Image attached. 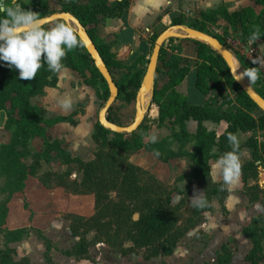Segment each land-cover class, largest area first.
Returning <instances> with one entry per match:
<instances>
[{
    "label": "trees",
    "instance_id": "16d2710c",
    "mask_svg": "<svg viewBox=\"0 0 264 264\" xmlns=\"http://www.w3.org/2000/svg\"><path fill=\"white\" fill-rule=\"evenodd\" d=\"M253 1L263 7L259 14H255L250 7L228 12L219 6L214 10L199 12L188 25L212 34L221 41L217 34L206 28L208 24L213 25L218 19H223L231 29V32L224 29V34L241 41L255 38L264 41V0ZM127 5L128 0L117 1L111 6L106 5V0H70L61 4L60 10L71 12L81 22L118 87L119 93L107 112V119L114 123L116 121L112 111L115 103L119 100L127 104L134 102L145 70L146 56H138L130 66L117 61L110 52V43L95 37L94 27L104 17L120 16ZM53 12L56 11L48 10L46 1L21 4L17 9L13 6L4 8L0 11V30ZM185 20L182 16L174 17L172 24H181ZM156 37L157 34L153 36V40ZM183 40L186 43L191 42L194 47L195 56L190 60L194 67L193 85L204 97V101L191 104L175 90V86L189 73V66L184 58L173 56L170 52L166 51L165 56H161L162 46L155 72L152 101L158 106L156 126H166L170 133L158 142H150V128L145 119L138 128L129 133L111 132L96 121L92 139L98 149L93 158L87 161L72 156L57 140L47 139V129L57 122L66 121L70 116L46 118L43 109L32 102V98L43 93L45 87L56 85V73L61 68L72 69L85 84L96 90L97 95L107 98L106 83L94 67L77 34L64 21L58 19L35 30L1 40L0 111L6 114L5 127L11 130V140L0 145V192L5 194L4 200L0 202V222H3L7 213V202L14 193L24 189L26 179L35 173L38 160L45 153L44 150L35 153L30 149V140L36 136L43 139L45 148L57 150L68 160L77 163L82 177L80 181H74L75 186L71 192L94 195L93 215L72 216L71 233L78 240L71 251L63 253L76 258L89 259L87 248L91 243L85 237L89 231L95 232L96 240L112 247H120L121 254H141L147 260L170 255L178 241L195 225L196 219L189 224L180 223L177 219V205L171 203L172 190L129 161V156L141 148L151 152L162 162L181 156L190 158L194 169L186 179L196 180L207 194L206 204L195 206L197 214L210 208L212 195H216L221 201L226 193L222 181L218 184L209 182V159L227 158L230 164L241 170L246 185L248 172L254 168V161L259 158L257 143L250 136L238 146L234 135L238 130L254 133L258 129L263 139L261 149L264 152V113L233 81L225 63L213 50L199 41ZM221 77L236 92L235 100L226 102L227 106L218 104L209 96L211 91L220 92ZM254 80L260 83L256 90L264 97V73ZM99 89L103 92L99 93ZM189 119L197 122L194 134L186 129L185 121ZM207 120L217 123L225 121L227 126L217 136L214 131H209L204 126L203 123ZM109 134H112L110 138ZM175 142L178 143L176 150L172 147ZM190 142L193 143V149L187 151L185 145ZM243 146L249 148L253 157L245 163L235 159ZM28 157L33 160L30 164L26 162ZM24 207H27L26 202ZM260 221L261 217L253 218L251 225L244 228L245 234L251 240V248L245 255V260L249 263L263 257V241L258 234L259 228L256 227ZM26 230H5V243L0 248V264H30L27 260L15 261L14 249L8 245L9 242L21 239ZM38 233L45 240L47 248H50V241L40 231ZM103 236L105 239L99 240ZM125 242L130 243L128 248L123 247ZM233 252L234 249L229 244H223L217 252L216 260L205 264H229Z\"/></svg>",
    "mask_w": 264,
    "mask_h": 264
},
{
    "label": "crops",
    "instance_id": "0c3cea01",
    "mask_svg": "<svg viewBox=\"0 0 264 264\" xmlns=\"http://www.w3.org/2000/svg\"><path fill=\"white\" fill-rule=\"evenodd\" d=\"M37 1H46L48 10L58 12L61 10V4H66L70 0H0V11L2 7L4 9L13 6L17 9L21 4ZM117 1L121 0H106V5L111 6ZM219 6L224 7L228 12L250 7L255 14H259L263 8L253 0H128V5L120 16L104 17L95 25L94 35L110 43V52L114 54L117 61L130 66L135 63L138 56H148L150 44L147 36L156 20L163 22L179 16L194 20L199 12L214 10ZM211 27L217 29L218 35L221 36L226 35L223 32L224 29L231 32L227 22L223 19H218L215 24H211ZM249 40L253 41L264 58V41L258 38ZM184 47L186 52L182 55L185 56L184 60L189 66V73L175 86V90L185 96L191 104L202 103L204 97L199 92L196 94L193 91L194 67L190 66L189 61L195 56L194 47L188 43L184 44ZM250 68L254 71L252 66ZM67 70L72 69L61 68L56 73V85L45 87L43 93L32 98V102L38 103L37 105L43 109L46 118L70 116L66 121L50 126L47 129V139L57 140L62 148L72 156L87 161L93 157L88 152V148L94 144L92 139L93 111L100 97L97 96L96 90L85 84L76 72L69 74ZM89 95H92L91 99ZM155 107L158 110L156 104ZM5 121L6 114L0 111V145L7 144L11 140V130L5 127ZM203 124L207 130L214 131L217 136L227 126L225 121L217 123L207 120ZM185 126L190 134H194L197 122L189 119L185 121ZM248 133L240 130L235 133L234 140L238 146L242 145L241 141H245ZM167 134L162 127H155L149 132L148 140L158 142ZM191 145L190 149H185L191 151L193 143ZM29 147L35 153H41L43 150L45 153L38 160L37 173L29 175L24 189L14 193L7 202V213L3 223L0 224L2 243H5V230L25 227L29 230L27 237L24 233L21 239L8 243L17 253V258H26L30 264H190L191 258L188 255L197 251V262L205 264L213 263L220 247L234 240V252L229 264L249 263L245 260V255L251 248V240L245 234L244 228L249 226L253 218L264 215V205L263 202L249 199L244 190L245 183L241 170L236 165L230 164L227 158L208 160L209 181L211 184H218L222 181L226 190L225 196L221 201L216 195L211 196L210 208L199 214L198 222L183 235L170 255L145 260L141 254L114 253L105 247L108 244L102 247L103 241H94L87 248L89 259H85L66 255L63 251H71L78 240V237L71 233L72 216L90 217L93 215L94 195L67 191L69 188L72 189L74 181H79L76 178L72 179L70 174L80 171L77 167H73L72 161L59 151L45 148L41 137L32 138ZM213 151L215 152V149ZM246 153H248L246 147H241L235 159L243 163L241 157L246 159ZM129 161L151 173L164 185L169 187L175 185L176 190L171 194L173 205H179L185 197L195 205L205 202L207 198L205 189L196 180L186 179L194 169V163L189 157H175L162 162L151 152L141 148L130 155ZM26 162L30 164L33 160L28 157ZM39 170L51 171L61 180L62 186L56 185L51 188L45 186L38 177ZM258 183L260 185V182ZM1 184L2 178L0 177V186ZM4 198L5 194L0 192V201ZM25 202L26 208L24 207ZM38 231L50 241V246L53 242H58L57 248L52 246L47 248L45 240ZM200 234L208 237L207 243L192 240ZM86 239L89 241L88 238ZM65 242L69 244L65 245ZM196 243L201 246H195Z\"/></svg>",
    "mask_w": 264,
    "mask_h": 264
},
{
    "label": "rangeland",
    "instance_id": "374dc122",
    "mask_svg": "<svg viewBox=\"0 0 264 264\" xmlns=\"http://www.w3.org/2000/svg\"><path fill=\"white\" fill-rule=\"evenodd\" d=\"M185 19H186L185 22L184 23H181V24L188 25L193 20V19H189V18H185ZM170 25H174V24H172V18L169 19V20L163 21V22L161 20H156V22L153 24V27L150 29V33L147 36L148 37L149 44H150L148 46V48H149V50H148V56H146L145 59H144V61H145L144 62L145 63V65H144L145 66V69H146V65H147V62H148V58H149V55L151 53V50H152V47H153V43H154V40H155V39L153 40V36L155 34L158 35L162 30H164L165 28H167ZM206 29H208L212 33H215V34L218 35L217 29L211 27V24H208V27ZM218 37L221 39V41H223L222 40V36L220 34L218 35ZM170 39H172V40H170ZM170 39H169L170 41L167 40L162 45L163 46L162 47L163 49H162V52H161V56H165V52L167 51L168 53L170 52L173 56H176V57L177 56H181L182 58H185V56H183L182 53L183 52H186V49L184 47V44H186V41H184L183 39H178V38H170ZM179 40H182V41H179ZM188 44L192 45L191 42H189ZM182 49H184V51ZM193 59H190V60H193ZM189 62H191V61H189ZM235 63L237 65V67L239 68V71L244 74V76L248 79V81L251 83V85L255 89H257L258 87H260V83L258 81H256V80H254V78H256L257 76H259V73L252 71L251 68H250V66L247 63H245L244 60L240 59L239 57H237V62H235ZM140 66H138V67H140ZM190 66H191V63H190ZM67 72L69 74L75 73V71H73V70H71V71H68L67 70ZM80 81H81V79H80ZM193 91H194V93L198 94V91L195 89V87H193ZM219 91L220 92H216V90H215V91H211L209 93V96L212 97L213 99H215L218 104L223 103L225 106H227L225 104L226 102H231V101L235 100V98H236V92H235V90L231 86H229L227 84V82L224 80V78H222V77H221V80L219 82ZM98 92L99 93H102L103 91H102V89H99ZM97 96H99V95H97ZM89 97L91 99L92 98V95L91 96L89 95ZM105 100L106 99L100 97V99L98 101V104H97V107H96L95 111H93L94 125H95V122L97 121L98 111L103 106ZM37 104L38 103H36V105ZM152 107H155V104L153 103V101H152L151 108L149 109V111L144 116L145 122H146V124H148V126L150 128V131L149 132L153 131V129L155 127L158 128L156 126L157 125L158 110L155 107L156 112H155V115H153V114L150 113ZM62 110L63 111H66L67 109L66 110L62 109ZM112 112L114 113V119H115L116 123L119 124V125H122V126H126V125L130 124L132 122V120H133L134 113H135L134 102L133 103L131 102V103L127 104V103L119 100V101H117L115 103V106H114V109H113ZM175 129L178 130V127L175 126ZM162 130L164 132L168 133V134L170 133V129L168 127H166V126H162ZM239 135L241 136L240 133H239ZM239 135H238V137H239ZM111 136H112V134H109L108 135V138H110ZM246 136H247L246 139H248L250 136L255 138L256 143H257V151H258L257 154L259 155V158L254 161V168H251L249 170V172H248V178L246 180V185L244 186V190L246 191V194L249 197V199H251V201L252 200H254V201H260V202H263V205H264V152L261 149L263 139H262L261 133L259 132L258 129H256L254 133L253 132H249L248 135H246ZM241 142L243 144V141H241ZM191 144H192L191 142L188 143V144H186L185 145V148L190 149L191 146H192ZM172 147H173L174 150H176L178 148V143L177 142L173 143L172 144ZM97 149H98L97 148V145L94 143L93 145L89 146L88 152L90 153V155L93 156L94 152ZM105 149L108 150V148H105ZM246 149L248 150V153H246V155H245L246 159L243 158V157H241V160L243 161V163L248 162V161H251L252 158H253L251 156V153H250L249 148L246 147ZM72 166L73 167H78V165H77V163L75 161H72ZM36 169H37V167H36ZM36 173H37V170H35L34 175ZM147 173L151 175V173H149L148 171H147ZM38 174L37 175H38L39 179L41 180V182H43L45 186H48V188L54 187L56 185L62 186L61 180H59V178H57V176H55L51 171H40L39 170V173ZM254 174H256V176ZM70 176H71L72 179L76 178L79 181L81 180V177H82L81 172L72 173V174H70ZM258 182H260V185H259ZM72 186L74 187L75 184L73 183ZM73 187H72V189H73ZM167 187L170 190H172V192L174 190H176L175 185H174V187H172V186L171 187L167 186ZM72 189L69 188V190H67V191H70L71 192ZM187 201H188V199H186V197H185L180 202V204L177 205V207H176V209H177L176 210L177 219L179 220L180 223H183V224H189V223L195 221L194 219L197 220L196 221V223H197L200 216H199V214L196 213L197 212V210L195 209V206L196 205L193 204L190 201H188V202ZM205 204H206V201L204 203L200 204L199 206H204ZM262 216H261V221L259 223H257L256 227L259 228L258 229V234L261 236V239L263 241V257H260V258L256 259L254 263H247V264H264V215H262ZM2 223L3 222H0V224H2ZM66 224L68 225V221L67 220H66ZM250 225H251V223L249 224V226ZM25 229H27V228L25 227ZM28 233H29V230L27 229L26 230V233H25L26 234L25 237H27L29 235ZM85 237L89 239V241H90L91 244L94 241H98V240L95 239V233L93 231L87 232L86 235H85ZM103 239H105V236L99 238V240H103ZM192 240L194 242H201V243L204 244V243H207V241L209 239H208V237H205L203 234L202 235L200 234V235L195 236V240L194 239H192ZM2 241H3V238L0 236V248H2L3 247L2 245H4V242L2 243ZM57 243L56 242L55 243L53 242L51 244V246L56 249L57 248L56 247V244ZM227 243L232 248L235 245L234 240H232L230 242H227ZM68 244H69L68 242H65V245H68ZM105 245H107V243H105V244L104 243H101V246L102 247L105 246ZM196 245L197 246H201L198 243H196L195 246ZM107 246H105V247L108 248V249H110L114 253H118L120 251V247H112L110 245H107ZM129 246H130V243L129 242H125L124 245H123L124 248H128ZM197 254L198 253L196 251V252L188 255L191 258V263L190 264H199V261L197 262V260H198L197 259ZM17 256H18L17 253H14L13 258L16 259V260L19 259L18 261L27 260L26 258L25 259L17 258ZM51 263H53V262H51Z\"/></svg>",
    "mask_w": 264,
    "mask_h": 264
},
{
    "label": "water",
    "instance_id": "95a60500",
    "mask_svg": "<svg viewBox=\"0 0 264 264\" xmlns=\"http://www.w3.org/2000/svg\"><path fill=\"white\" fill-rule=\"evenodd\" d=\"M3 10V7L2 9ZM62 20L73 30L81 40L84 48L92 59L94 67L100 73L106 83L108 96L97 114L98 123L105 129L115 133H129L143 122L145 114L152 106L154 93L155 72L157 68L160 50L164 42L170 38L191 39L199 41L213 50L225 63L228 73L233 81L248 96V98L264 113V97L251 85L243 73L239 72L236 63L237 57L214 35L205 31L190 27L186 24L170 25L162 30L154 40L146 69L141 77L140 84L134 98V117L126 126L118 125L107 119V112L115 101L119 90L103 58L99 54L93 40L90 38L81 22L68 11L53 12L48 15L33 19L26 23L0 30V41L13 36L35 30L55 20ZM172 28H176L175 31ZM172 29V30H171ZM146 100V102H145ZM145 103V105H143ZM136 217V215H134Z\"/></svg>",
    "mask_w": 264,
    "mask_h": 264
},
{
    "label": "built area",
    "instance_id": "2783aa9c",
    "mask_svg": "<svg viewBox=\"0 0 264 264\" xmlns=\"http://www.w3.org/2000/svg\"><path fill=\"white\" fill-rule=\"evenodd\" d=\"M222 43L237 57L252 66L254 71L264 73V58L252 40L241 41L230 35H222Z\"/></svg>",
    "mask_w": 264,
    "mask_h": 264
},
{
    "label": "bare ground",
    "instance_id": "6f19581e",
    "mask_svg": "<svg viewBox=\"0 0 264 264\" xmlns=\"http://www.w3.org/2000/svg\"><path fill=\"white\" fill-rule=\"evenodd\" d=\"M172 29L175 31L176 28H172ZM172 29H171V30H172ZM236 67H237V65H236ZM237 69H238V71H239V68H238V67H237ZM239 72H240V71H239ZM145 102H146V100H145ZM143 105H145V103H144ZM155 112H156L155 107H152L150 113L153 114V115H155Z\"/></svg>",
    "mask_w": 264,
    "mask_h": 264
}]
</instances>
